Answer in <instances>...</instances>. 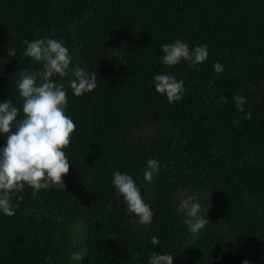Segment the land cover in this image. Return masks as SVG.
Wrapping results in <instances>:
<instances>
[{
    "label": "trees",
    "instance_id": "16d2710c",
    "mask_svg": "<svg viewBox=\"0 0 264 264\" xmlns=\"http://www.w3.org/2000/svg\"><path fill=\"white\" fill-rule=\"evenodd\" d=\"M49 38L70 50L73 67L96 71L97 87L77 97L71 75L52 78L76 125L66 188L13 196L22 197L15 214L0 212V264H148L154 253L173 264H264V0H0V102L22 109L19 71L42 70L23 41ZM177 39L207 45L198 70L162 63L161 45ZM157 73L184 80L181 100L155 91ZM233 96L246 98L244 112ZM149 159L160 165L152 183ZM115 171L139 186L150 225L133 223ZM182 190L209 220L198 234L177 211Z\"/></svg>",
    "mask_w": 264,
    "mask_h": 264
},
{
    "label": "clouds",
    "instance_id": "9594fccd",
    "mask_svg": "<svg viewBox=\"0 0 264 264\" xmlns=\"http://www.w3.org/2000/svg\"><path fill=\"white\" fill-rule=\"evenodd\" d=\"M23 43L26 45L24 56L42 62V70L34 73H30L28 68L19 71L18 92L22 99V109L11 100L0 102V135L6 137L5 146L0 148V212L7 216L15 214L22 197H18L14 204L13 196L22 192L25 186L34 192L48 190L53 186L66 188L63 178L70 170L66 149L71 145L76 125L66 114L68 96L64 84L52 78L71 75L69 87L77 97L97 87L96 71L88 73L79 66L73 67L72 53L60 41L49 38L31 42L25 40ZM161 50L164 53L161 57L164 65L173 67L183 60L196 70L209 55L207 45L190 49L179 39L172 44L161 45ZM15 54V49H8L7 56L13 57ZM213 68L217 74L224 71L219 62L213 64ZM153 80L155 91L165 95L170 104L181 100L187 91L184 80H178L173 74L157 73ZM209 84H213V81L210 80ZM219 99L228 102L223 96ZM233 100L237 110L244 112L246 98L233 96ZM245 119H251V113H246ZM159 171V162L149 159L144 180L152 183ZM112 183L123 197L127 211L135 215L133 223L150 225L154 213L151 205L144 201L133 177L115 171ZM179 194L181 199L177 211L186 217L184 224L189 231L198 234L209 223L207 215L200 214L202 205L195 194L187 190ZM106 207L111 212V205ZM151 242L158 245L159 237L153 236ZM83 258L79 252L73 253L71 257L77 262ZM173 259L171 254L154 253L148 264H173Z\"/></svg>",
    "mask_w": 264,
    "mask_h": 264
}]
</instances>
